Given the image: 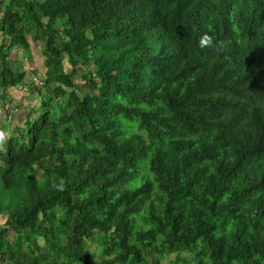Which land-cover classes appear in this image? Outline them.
I'll use <instances>...</instances> for the list:
<instances>
[{"label":"trees","instance_id":"16d2710c","mask_svg":"<svg viewBox=\"0 0 264 264\" xmlns=\"http://www.w3.org/2000/svg\"><path fill=\"white\" fill-rule=\"evenodd\" d=\"M0 36V99H39L0 143V264H264V0H2Z\"/></svg>","mask_w":264,"mask_h":264},{"label":"rangeland","instance_id":"374dc122","mask_svg":"<svg viewBox=\"0 0 264 264\" xmlns=\"http://www.w3.org/2000/svg\"><path fill=\"white\" fill-rule=\"evenodd\" d=\"M1 1L2 0H0V3H1ZM0 39H1V36H0ZM29 39L31 40L30 37H29ZM30 46H32V48L35 50L34 53H36L38 59L44 57L43 52H42V47L43 46H42V42L41 41H31ZM17 48L22 49L21 47H13L11 49V55H12L13 59H17V57L19 55H21V53L19 52V50H17ZM25 54L26 53H24V55ZM39 54H40V56H39ZM25 60H26V63L28 64V67H33V68L37 67L40 64L39 62H41V61L35 60L34 56H32V55H27V58H25ZM15 65L19 67V68L16 67L19 70H23L24 69L23 66H25V62L22 63V64L19 63V64H15ZM65 66H66L67 69L69 68V65L67 63H65ZM31 75H32V72L27 71L25 80H28L29 78H31ZM82 79L83 78H81V76L78 75L77 78H76V82L77 83H81ZM19 86H13L12 87V91L16 95L15 96L16 100L14 98H7V100L6 99L5 100L4 99H0V111L4 112L3 107H2V103H4V102L6 103L7 102L8 104L13 105V108L15 109V113H16L15 117L17 115L15 121L13 119V121L10 122V124H7V126L5 127V128H8L9 131H10V129H11V131L15 130L16 127H21V128H22V126L24 127V125H25L24 120H25V118L27 116L28 110L31 107L37 106L38 103H39V99L36 98V95L34 97L31 96L30 98H27L25 96V94L23 93L22 88H20ZM9 92H11V89H9ZM11 96H13V95H11ZM17 99H19V100H17ZM35 116H36L35 114L32 115V117H35ZM9 133L10 132L6 133L5 135L2 134L0 136V143L4 142L8 138V136L10 135ZM4 222H5V219L0 215V224L2 225V224H4ZM10 237L11 238L13 237V231H11ZM183 255H188V254L187 253H183ZM176 259H177L176 255L172 254L170 258H167V259H165L163 261V264H168L171 261H175ZM182 262L183 261H179L178 264H180Z\"/></svg>","mask_w":264,"mask_h":264},{"label":"crops","instance_id":"0c3cea01","mask_svg":"<svg viewBox=\"0 0 264 264\" xmlns=\"http://www.w3.org/2000/svg\"><path fill=\"white\" fill-rule=\"evenodd\" d=\"M15 47H21V46H15ZM21 48L22 49L17 48V50H19V52L21 53V55H19L17 57V59H13L12 58V55H11L10 58H11L12 63L13 64H19V63L22 64L24 62L26 63L25 58H27V55H32V56H34L35 60L41 61V62H39L40 64L36 68H37V70H38L39 73L44 74V72H45L44 57L38 59L36 53H34L35 50L32 48V46L29 47V51H26L25 49H23V47H21ZM24 53H26V54L24 55ZM39 56H40V54H39ZM16 67H18V66H16ZM19 87L22 88V91H23V93L25 94V96L27 98H30L32 96V94L30 92L31 90H29V91L26 90V84L25 85L24 84L23 85H20ZM9 89H11V92H9ZM9 89L7 90L6 100H7V98H14L16 100V97H15L16 95L12 91V87H10ZM10 94L13 95V96H11ZM33 94H35V93H33ZM17 100H19V99H17ZM2 107H3V103H2ZM4 113L5 112L0 111V136L2 134L5 135L6 133L10 132V131H7V130L4 129L5 128V125H6V121H5L6 120V114H4ZM16 117H17V115H16ZM16 117L14 118V121H15Z\"/></svg>","mask_w":264,"mask_h":264},{"label":"clouds","instance_id":"9594fccd","mask_svg":"<svg viewBox=\"0 0 264 264\" xmlns=\"http://www.w3.org/2000/svg\"><path fill=\"white\" fill-rule=\"evenodd\" d=\"M212 43H213V36L210 35V34L207 33V32H205L203 35H201V36L199 37V46H200L201 48H204V47L210 46V45H212ZM27 66H28V64L25 63V66H23V68H24L23 71H26V72H27V71H30V70L27 68ZM34 70L36 71L37 68L35 67ZM34 70L30 71V72H32L31 77L33 76ZM41 76H42V75H41ZM26 90H28L27 86H26ZM6 103H7V102H6ZM6 103H5V104H6ZM3 106H4V105H3ZM12 107H13V105H12Z\"/></svg>","mask_w":264,"mask_h":264},{"label":"built area","instance_id":"2783aa9c","mask_svg":"<svg viewBox=\"0 0 264 264\" xmlns=\"http://www.w3.org/2000/svg\"><path fill=\"white\" fill-rule=\"evenodd\" d=\"M27 68H28L30 71L34 70L33 67H28V66H27ZM32 78H33L35 84H39V83L41 82V80H42V76H41V74H35V73H33ZM5 109L8 110L9 115H10V113H12V112L14 111L13 107H11V105L8 104V103L5 104Z\"/></svg>","mask_w":264,"mask_h":264},{"label":"water","instance_id":"95a60500","mask_svg":"<svg viewBox=\"0 0 264 264\" xmlns=\"http://www.w3.org/2000/svg\"><path fill=\"white\" fill-rule=\"evenodd\" d=\"M36 94H32V97H34Z\"/></svg>","mask_w":264,"mask_h":264}]
</instances>
